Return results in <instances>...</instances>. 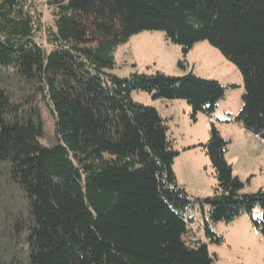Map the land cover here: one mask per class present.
I'll use <instances>...</instances> for the list:
<instances>
[{
    "label": "trees",
    "instance_id": "16d2710c",
    "mask_svg": "<svg viewBox=\"0 0 264 264\" xmlns=\"http://www.w3.org/2000/svg\"><path fill=\"white\" fill-rule=\"evenodd\" d=\"M44 5L48 22L37 0H0V69L27 89L12 103L0 87V164L25 194L31 218L0 232V264H212L206 244L184 240L198 210L206 238L219 243L211 224L259 208L251 225L264 238V191L242 192L225 159L229 142L215 126L196 146L213 170V194L189 199L172 171L179 152L164 120L131 96L185 101L195 121L211 117L226 87L191 72L109 73L117 48L142 32H161L183 56L205 42L241 74L234 121L264 140V0ZM41 105L54 116L53 147L41 143Z\"/></svg>",
    "mask_w": 264,
    "mask_h": 264
},
{
    "label": "rangeland",
    "instance_id": "374dc122",
    "mask_svg": "<svg viewBox=\"0 0 264 264\" xmlns=\"http://www.w3.org/2000/svg\"><path fill=\"white\" fill-rule=\"evenodd\" d=\"M37 1L44 20L48 22L44 5L46 0ZM38 42L48 48L43 39ZM114 58L115 65L109 73L117 77L156 71L169 76H182L191 72L198 77L216 80L226 87L224 98L217 104L211 117L199 114L195 121L190 118V108L186 109L185 101L153 100L142 91H133L131 94L136 102L154 107L164 120L166 135L173 148L179 152L173 161L172 171L177 185L189 199L209 197L215 187L213 170L205 153L199 148L194 152L184 151L192 141L198 139L205 143L208 140L210 124L229 142L225 159L233 176L243 183L242 192L264 191V140L234 121L241 108L243 81L239 70L232 63L205 42L195 45L183 56L180 47L167 42L161 32H142L130 37L117 48ZM0 87L12 103H18L27 94L24 83L4 69H0ZM40 117L43 121L41 143L53 147L58 140L54 116L49 108L41 105ZM189 215L194 218V222L187 224L184 240L206 244L213 258L212 264H264V238L251 225V217L261 215L259 208L254 209L251 216L243 215L230 224H211L210 228L221 238L219 243L206 238L199 210ZM20 220L31 224L26 196L11 182L8 166L0 164V232L4 234L8 226Z\"/></svg>",
    "mask_w": 264,
    "mask_h": 264
},
{
    "label": "crops",
    "instance_id": "0c3cea01",
    "mask_svg": "<svg viewBox=\"0 0 264 264\" xmlns=\"http://www.w3.org/2000/svg\"><path fill=\"white\" fill-rule=\"evenodd\" d=\"M185 107H187L186 109H188V106H185ZM201 143L202 142H199L198 139L196 141H192V143H190V145H188L187 149H185L184 151H187V152H192L193 151L194 152V151L198 150V147H196V146L201 144Z\"/></svg>",
    "mask_w": 264,
    "mask_h": 264
}]
</instances>
